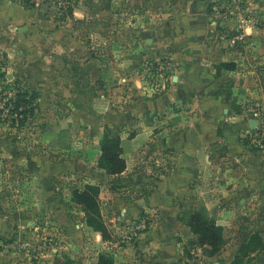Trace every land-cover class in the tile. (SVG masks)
I'll return each instance as SVG.
<instances>
[{
  "label": "rangeland",
  "instance_id": "374dc122",
  "mask_svg": "<svg viewBox=\"0 0 264 264\" xmlns=\"http://www.w3.org/2000/svg\"><path fill=\"white\" fill-rule=\"evenodd\" d=\"M18 1L26 9L35 10L38 17L31 21L35 31L31 39H26L27 33L21 34L19 48L0 51V264H85L82 260L88 262L101 254L111 255L117 264H130L136 257L138 239L151 230L157 214L153 218L144 212L127 216L126 211L139 209L140 202L159 188L162 174L171 173L167 156L171 151L147 145L128 150L124 146L128 170L113 177L99 166L104 134L119 135L122 146V140L124 144L131 140L133 131H138L134 127L142 125L153 127L152 143L166 142L176 135L178 127L174 126L182 120L178 124L180 118L172 111L164 116L137 118L140 112L148 113L147 104L142 105L145 96L137 97L134 89L124 86L123 74L119 76L111 69V62L121 64L132 56L123 52L129 41L116 35V40L108 42L107 19L94 18L106 13L110 0ZM125 1L135 3L127 8L129 20L138 15L142 21L152 19L154 23L161 18L155 0H145L143 10L137 5L144 0ZM262 1L249 0V8L259 19L248 30L247 43L237 48V55L242 56L237 71L222 70L218 77L221 109L229 111L222 113L215 124L217 131L207 134V166L213 162L215 167H208L211 172L207 182L188 183L193 196L173 200L174 207L180 206L178 218L185 225L192 212L207 204L209 217L222 228L224 245L212 257L210 248L199 246L191 230L183 234L187 239L183 254L188 264H264ZM124 4V0H117L116 34L118 30L123 32ZM81 7L84 19L77 20L76 11ZM113 43L116 51L108 55ZM87 59L97 60L98 76L91 77L85 68L75 69L77 63ZM154 64L145 60L136 67L152 86L162 79L147 72ZM171 76V71L166 72L165 78ZM17 88L35 90L39 96L34 116L24 122H12L10 105L6 106ZM135 117L138 120L134 123ZM226 142L231 148L224 146ZM226 169L227 178L223 180ZM197 184L207 188L198 190L194 187ZM86 186L99 188L100 214L111 241L103 242L88 227L82 207L73 202V192ZM225 188L228 194L223 197L220 191ZM200 191L207 192V198L199 196ZM144 223L146 228L139 229ZM123 255L128 262H121Z\"/></svg>",
  "mask_w": 264,
  "mask_h": 264
},
{
  "label": "crops",
  "instance_id": "0c3cea01",
  "mask_svg": "<svg viewBox=\"0 0 264 264\" xmlns=\"http://www.w3.org/2000/svg\"><path fill=\"white\" fill-rule=\"evenodd\" d=\"M155 2L158 4V12H160L158 16L161 18L151 23L152 19L145 22L138 15L129 20L126 13L127 8L129 4L134 6L135 3L129 1L127 3L124 0L125 23L122 28L123 32L118 30L117 34L115 33L117 0H110L106 13L94 18L99 21L107 19L108 42L116 40V35L118 38L122 37L124 41L126 39L129 41L127 45H124L123 52L125 55L131 53L132 56L124 58L121 64L111 62L113 65L111 69L119 72V76L123 74L122 82L126 83L124 86L134 89L137 97L145 96V100L141 101L142 105L147 104L145 107L147 115L141 112L138 115L135 112L133 114L140 119L144 116L147 118L164 116L172 111L176 117L180 118L179 122L177 121L178 124L182 120V124L174 126V129L177 127L178 129L170 141L168 138L165 139L166 142L164 140L157 142L159 141L157 140L152 143L153 127L142 125L134 127V130L138 129V131L132 132L131 140L124 144L122 140V149L126 146L128 150H137L147 145L157 150L171 151V156L167 155L171 173L162 174L161 183L158 184L159 188L151 197L140 202L139 209H127L126 211L127 216L130 214L137 216L139 212H144L153 218L157 214L151 230L138 239L140 242L135 248L136 257L132 263L131 259L129 262L130 264H188L189 260L183 254V247L187 245V239L183 237V234L186 236L191 232L184 221L178 218L180 206L174 207L173 200L182 201L193 196V190L188 183L207 182V175L211 172L208 171V167L212 169L215 167L213 162L207 166V134L217 131L218 127L215 124L220 120L222 113L227 114L229 111L221 109L223 97L217 92L220 76H216V67L221 63H236L235 71H226V73H234L237 71L242 56L237 55L239 54L238 47L229 49L216 42L214 27L210 19L211 0H155ZM146 3V1L141 2L137 7L144 9L143 6H146ZM77 11L76 19L83 20L84 8L81 7ZM37 17L35 10L26 9L18 0H0V51L9 52L14 48H19L21 34L24 36L27 33L26 39H31L35 32L30 27L33 23L31 21ZM133 42L138 43L139 46H132ZM116 48L117 46L113 43L112 48L107 50V54L115 53ZM165 59L171 61L172 76L160 79L158 85L152 86L149 80L137 73L136 67L145 60H152L158 64ZM108 67L110 70V66ZM82 68H85L91 77L100 74V66L97 65L95 59H87L84 63L76 64V70H84ZM137 118L135 117L134 123L138 120ZM227 120L225 119L226 123ZM229 144L231 143L226 142L224 146H227V149L231 148ZM126 163L128 170L129 163L127 161ZM251 169H249L250 172ZM225 171L226 175L223 180L227 178V169ZM194 187H198V184ZM206 188L198 187V190ZM220 192L223 197L228 194L226 188ZM199 196L207 198V192L200 191ZM168 203L172 205L169 206ZM204 208L207 212L209 211L207 204ZM110 222L113 221L110 220ZM123 256L120 259L121 262H128V257ZM98 260L99 255L88 262L82 260V263L98 264Z\"/></svg>",
  "mask_w": 264,
  "mask_h": 264
},
{
  "label": "trees",
  "instance_id": "16d2710c",
  "mask_svg": "<svg viewBox=\"0 0 264 264\" xmlns=\"http://www.w3.org/2000/svg\"><path fill=\"white\" fill-rule=\"evenodd\" d=\"M70 12L72 16V10ZM236 67V63H221L216 67L217 76H220L222 70L233 72L236 70ZM38 100L39 96L37 92L17 88L15 97L10 99L9 103H6V106L10 105L11 108L9 114L12 122L17 120L24 122L33 117ZM99 166L106 170L108 175L113 177L121 176L127 170V163L123 158V149L119 135L111 136L110 132L104 134ZM99 194V188L86 186L83 190H75L72 197L73 202L82 207L88 227L100 234L102 240L106 242L111 241L112 236L100 214ZM187 226L198 237L199 246L210 248L209 254L211 257L221 251L224 245L222 228L216 225V222L209 217L205 208L192 212ZM254 238L256 237L252 239ZM98 264H115V261L111 255L101 254Z\"/></svg>",
  "mask_w": 264,
  "mask_h": 264
},
{
  "label": "built area",
  "instance_id": "2783aa9c",
  "mask_svg": "<svg viewBox=\"0 0 264 264\" xmlns=\"http://www.w3.org/2000/svg\"><path fill=\"white\" fill-rule=\"evenodd\" d=\"M210 19L216 42L235 49L247 43L248 30L257 24L259 18L249 8V0H211ZM171 69L170 62L158 63L148 67L147 72L155 78L166 79V72ZM143 228H146L145 223L139 226V229Z\"/></svg>",
  "mask_w": 264,
  "mask_h": 264
},
{
  "label": "water",
  "instance_id": "95a60500",
  "mask_svg": "<svg viewBox=\"0 0 264 264\" xmlns=\"http://www.w3.org/2000/svg\"><path fill=\"white\" fill-rule=\"evenodd\" d=\"M250 126H251V129H254V122L253 121L250 123Z\"/></svg>",
  "mask_w": 264,
  "mask_h": 264
}]
</instances>
